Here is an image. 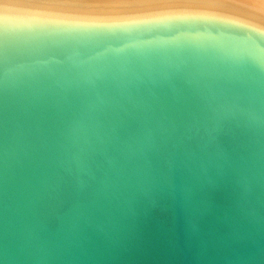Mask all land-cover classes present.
<instances>
[{"label": "water", "instance_id": "water-1", "mask_svg": "<svg viewBox=\"0 0 264 264\" xmlns=\"http://www.w3.org/2000/svg\"><path fill=\"white\" fill-rule=\"evenodd\" d=\"M0 264H264V28L0 4Z\"/></svg>", "mask_w": 264, "mask_h": 264}, {"label": "bare ground", "instance_id": "bare-ground-1", "mask_svg": "<svg viewBox=\"0 0 264 264\" xmlns=\"http://www.w3.org/2000/svg\"><path fill=\"white\" fill-rule=\"evenodd\" d=\"M0 4L89 16L193 9L232 15L264 28V0H0Z\"/></svg>", "mask_w": 264, "mask_h": 264}]
</instances>
